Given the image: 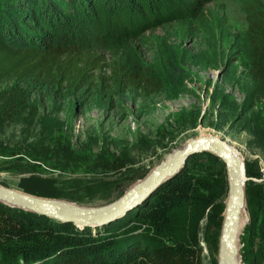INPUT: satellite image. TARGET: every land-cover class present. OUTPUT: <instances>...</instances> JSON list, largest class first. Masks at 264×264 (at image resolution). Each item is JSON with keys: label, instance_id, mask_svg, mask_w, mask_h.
<instances>
[{"label": "rangeland", "instance_id": "374dc122", "mask_svg": "<svg viewBox=\"0 0 264 264\" xmlns=\"http://www.w3.org/2000/svg\"><path fill=\"white\" fill-rule=\"evenodd\" d=\"M253 1L264 4L28 0L29 9L43 15L41 22L22 15L11 0L0 6V38L14 46L90 50L108 67L117 62L135 72L153 73L164 83L162 93L152 97L139 89L123 92L118 84L110 90L103 85L97 91L73 89L64 99L51 85L32 88L30 108L14 123L0 126V186L100 207L119 200L190 140L220 138L244 164L248 222L240 234L244 242L250 235L257 238V264H264V103L249 101L254 85L246 6ZM55 14L60 20L46 23ZM105 71L110 74L109 68ZM113 162L119 168L112 167ZM185 168L198 186L175 210L168 231L156 234L135 221L144 202L109 225L116 228L112 234L125 230V239L151 246L196 239L203 263L215 264L228 200L226 168L209 153L196 154ZM84 182L94 185L84 187ZM25 187L55 190L60 196L33 194ZM107 197L113 201L105 202ZM215 230L220 232L216 244Z\"/></svg>", "mask_w": 264, "mask_h": 264}, {"label": "trees", "instance_id": "16d2710c", "mask_svg": "<svg viewBox=\"0 0 264 264\" xmlns=\"http://www.w3.org/2000/svg\"><path fill=\"white\" fill-rule=\"evenodd\" d=\"M11 1L22 15H32V22H41L43 15L32 12L28 0ZM8 2L0 0V6ZM246 15L252 59L250 77L254 85L249 101L254 105L264 103V4L248 3ZM54 16L55 19L51 15L46 23L53 25L60 20L56 14ZM106 68L110 70L109 75ZM114 84L123 92L139 89L146 97L160 94L164 89L162 79L153 73L135 72L117 62L108 67L99 54L90 50L64 49L59 45L21 47L0 38V126L14 123L30 108L34 87L51 85L64 99L66 92L73 89L97 91L103 85L110 90ZM112 167L119 168L115 162ZM89 184L93 183H83L84 187ZM197 186L185 168L140 206L135 221L156 234L165 233L171 227L175 210L190 199ZM25 189L45 197L60 196L55 190ZM104 201L113 200L107 197ZM113 230L116 228L112 225L96 231L91 227L81 229L73 224L17 212L0 203V264H204L202 247L196 239L151 246L141 239H125V230L112 234Z\"/></svg>", "mask_w": 264, "mask_h": 264}, {"label": "water", "instance_id": "95a60500", "mask_svg": "<svg viewBox=\"0 0 264 264\" xmlns=\"http://www.w3.org/2000/svg\"><path fill=\"white\" fill-rule=\"evenodd\" d=\"M199 153H209L225 165L228 200L220 241L219 264H238L237 259L240 260V257L236 256L235 240L237 222L245 203L244 188L239 178V157L234 149L220 138L200 136L190 140L184 148L176 150L171 158L161 162L119 200L104 206L82 207L56 199L39 198L2 186H0V203L9 208H22L37 216L60 223L73 224L81 229L106 226L123 218L149 199L166 181L180 174L191 157Z\"/></svg>", "mask_w": 264, "mask_h": 264}, {"label": "crops", "instance_id": "0c3cea01", "mask_svg": "<svg viewBox=\"0 0 264 264\" xmlns=\"http://www.w3.org/2000/svg\"><path fill=\"white\" fill-rule=\"evenodd\" d=\"M241 232V231H240ZM240 234V233H239ZM253 235L248 237L247 242L243 241V235L240 234L239 237V257L242 264H257L258 255H260L258 250L256 251V240ZM237 246V244H236Z\"/></svg>", "mask_w": 264, "mask_h": 264}, {"label": "bare ground", "instance_id": "6f19581e", "mask_svg": "<svg viewBox=\"0 0 264 264\" xmlns=\"http://www.w3.org/2000/svg\"><path fill=\"white\" fill-rule=\"evenodd\" d=\"M239 178H240L241 184H242V186L244 188V184H245V181L247 180V177H246V171H245L244 164L242 163V161L240 159H239ZM247 222H248V217H247V214L245 212V206H244L242 211L240 212L239 219H238V222H237V235H236V240H235V250H236V252H237L236 244H237V239H238L239 233L243 229V227L246 225ZM219 235H220V232L218 230H215V232L213 234V238H214L215 244H216V241L219 238ZM219 263H220L219 258H216L215 259V264H219ZM237 263L241 264L238 259H237Z\"/></svg>", "mask_w": 264, "mask_h": 264}, {"label": "built area", "instance_id": "2783aa9c", "mask_svg": "<svg viewBox=\"0 0 264 264\" xmlns=\"http://www.w3.org/2000/svg\"><path fill=\"white\" fill-rule=\"evenodd\" d=\"M263 178H264V174H263V177H262V179H260V180H261V182H264V179H263Z\"/></svg>", "mask_w": 264, "mask_h": 264}]
</instances>
